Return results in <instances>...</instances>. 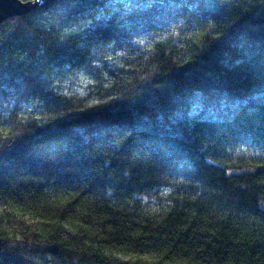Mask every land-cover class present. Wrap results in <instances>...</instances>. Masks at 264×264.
<instances>
[{"label":"trees","instance_id":"16d2710c","mask_svg":"<svg viewBox=\"0 0 264 264\" xmlns=\"http://www.w3.org/2000/svg\"><path fill=\"white\" fill-rule=\"evenodd\" d=\"M107 1L0 24V264H264V0Z\"/></svg>","mask_w":264,"mask_h":264},{"label":"rangeland","instance_id":"374dc122","mask_svg":"<svg viewBox=\"0 0 264 264\" xmlns=\"http://www.w3.org/2000/svg\"><path fill=\"white\" fill-rule=\"evenodd\" d=\"M119 2L122 3H133L136 2V0H119ZM119 2H114V1H107L105 2L104 6L99 8L96 11L95 16L97 18L100 19H104L107 16V11L106 10H111L112 8H114ZM253 101L255 103H264V96L263 95H254L251 96L250 98H247L243 101H239V100H231L230 102L227 101H216V98L213 97L210 99V102L213 104L210 106L211 108L207 109V110H203L201 109L204 113V115L202 116V118L204 119H210V118H214V116L223 113L224 111H231L236 109L237 107H239L240 104H243L245 102H250ZM215 103V105H214ZM196 114V113H195Z\"/></svg>","mask_w":264,"mask_h":264},{"label":"water","instance_id":"95a60500","mask_svg":"<svg viewBox=\"0 0 264 264\" xmlns=\"http://www.w3.org/2000/svg\"><path fill=\"white\" fill-rule=\"evenodd\" d=\"M41 4L42 0L27 2L21 0H0V24L12 18L25 16Z\"/></svg>","mask_w":264,"mask_h":264}]
</instances>
